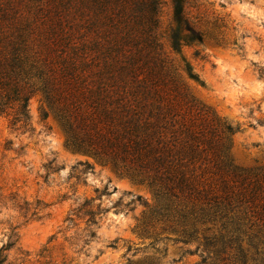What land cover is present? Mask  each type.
Returning a JSON list of instances; mask_svg holds the SVG:
<instances>
[{"label":"rangeland","instance_id":"obj_1","mask_svg":"<svg viewBox=\"0 0 264 264\" xmlns=\"http://www.w3.org/2000/svg\"><path fill=\"white\" fill-rule=\"evenodd\" d=\"M41 1L71 10L83 35L77 40L89 47L87 40H99L101 63L110 59L104 49H115L120 40L111 8L95 0ZM184 12L202 40L174 49L172 4L162 0L152 50L156 63L158 54L165 57L198 101L237 128L228 140L236 165L263 167L264 0H186ZM140 35L122 39L128 49L118 59L147 50ZM187 64L202 83L188 77ZM40 106V95L33 96L32 130L25 133L0 116V247L17 235L2 264H264V244L254 247L248 235L224 247L221 235L225 242L229 237L219 218L198 224L183 242L174 218L151 214L155 201L146 184L67 148L57 120L42 118ZM86 209L97 213L95 224Z\"/></svg>","mask_w":264,"mask_h":264},{"label":"trees","instance_id":"obj_2","mask_svg":"<svg viewBox=\"0 0 264 264\" xmlns=\"http://www.w3.org/2000/svg\"><path fill=\"white\" fill-rule=\"evenodd\" d=\"M94 2L111 8L120 33L115 49H104L110 59L103 63L99 40H87L92 47L77 40L83 35L71 10L41 0H0V116L14 131L32 130L29 101L40 95L41 116L57 120L66 147L146 184L155 201L151 214L174 218L183 242L198 224L219 218L229 237L225 242L221 235L224 247L242 234L254 247L264 244V166L236 165L228 140L237 128L198 101L165 57L158 54L156 63L162 0ZM185 3L171 0L174 49L202 40L185 16ZM137 35H145L147 50L118 59L128 49L125 40ZM185 70L201 82L190 65ZM85 214L96 223L95 211ZM12 236L0 247V264L17 239Z\"/></svg>","mask_w":264,"mask_h":264}]
</instances>
